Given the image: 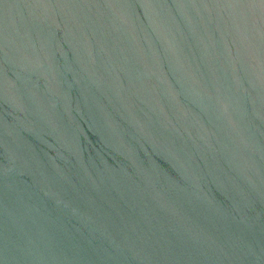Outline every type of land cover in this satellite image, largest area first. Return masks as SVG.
<instances>
[{
  "label": "water",
  "instance_id": "1",
  "mask_svg": "<svg viewBox=\"0 0 264 264\" xmlns=\"http://www.w3.org/2000/svg\"><path fill=\"white\" fill-rule=\"evenodd\" d=\"M0 264H264V0H0Z\"/></svg>",
  "mask_w": 264,
  "mask_h": 264
}]
</instances>
